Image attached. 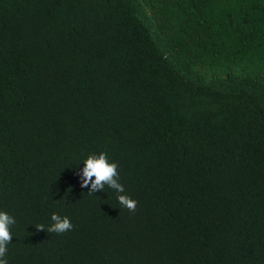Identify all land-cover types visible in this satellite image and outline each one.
Wrapping results in <instances>:
<instances>
[{
  "label": "trees",
  "instance_id": "1",
  "mask_svg": "<svg viewBox=\"0 0 264 264\" xmlns=\"http://www.w3.org/2000/svg\"><path fill=\"white\" fill-rule=\"evenodd\" d=\"M0 211L8 264H264V0H0Z\"/></svg>",
  "mask_w": 264,
  "mask_h": 264
},
{
  "label": "clouds",
  "instance_id": "2",
  "mask_svg": "<svg viewBox=\"0 0 264 264\" xmlns=\"http://www.w3.org/2000/svg\"><path fill=\"white\" fill-rule=\"evenodd\" d=\"M81 187H88L89 193L93 194L97 191H103L105 185L115 190L118 195V201L121 206L135 212L138 201L132 199L125 193V189L119 183L118 164L116 162H109L107 154L104 152L89 155L84 161ZM52 225L48 227V232L62 234L73 229V224L68 217H61L58 214H52ZM16 223L15 218L5 211H0V264H8L6 259L7 245L12 242V226ZM38 230H45L43 225L37 226Z\"/></svg>",
  "mask_w": 264,
  "mask_h": 264
}]
</instances>
